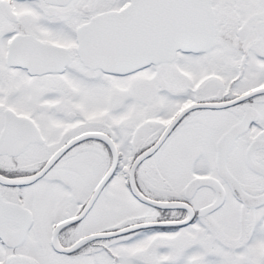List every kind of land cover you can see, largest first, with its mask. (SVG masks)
<instances>
[{
  "label": "snow or ice",
  "instance_id": "6c2138e0",
  "mask_svg": "<svg viewBox=\"0 0 264 264\" xmlns=\"http://www.w3.org/2000/svg\"><path fill=\"white\" fill-rule=\"evenodd\" d=\"M0 264H264V0H0Z\"/></svg>",
  "mask_w": 264,
  "mask_h": 264
}]
</instances>
